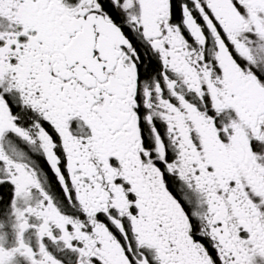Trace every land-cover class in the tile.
<instances>
[{"label":"snow or ice","instance_id":"obj_1","mask_svg":"<svg viewBox=\"0 0 264 264\" xmlns=\"http://www.w3.org/2000/svg\"><path fill=\"white\" fill-rule=\"evenodd\" d=\"M0 264H264V0H0Z\"/></svg>","mask_w":264,"mask_h":264}]
</instances>
